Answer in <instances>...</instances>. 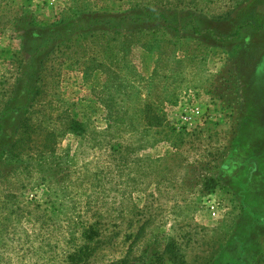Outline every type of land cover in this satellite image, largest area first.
<instances>
[{
    "label": "rangeland",
    "instance_id": "rangeland-1",
    "mask_svg": "<svg viewBox=\"0 0 264 264\" xmlns=\"http://www.w3.org/2000/svg\"><path fill=\"white\" fill-rule=\"evenodd\" d=\"M76 7L105 30L29 61ZM258 127L264 0H0V264H77L86 244L78 264H145L168 243L223 264L239 231L264 264V174L243 163L264 153Z\"/></svg>",
    "mask_w": 264,
    "mask_h": 264
},
{
    "label": "trees",
    "instance_id": "trees-1",
    "mask_svg": "<svg viewBox=\"0 0 264 264\" xmlns=\"http://www.w3.org/2000/svg\"><path fill=\"white\" fill-rule=\"evenodd\" d=\"M89 14H91V16ZM92 15H93V13H88L84 9H79L78 7H76L75 9L70 11V17H71L70 19H66V18L64 19V17H63L61 20L53 22L48 27H42V30H44L46 33L43 37H40L41 41H40L39 46H37L33 51H27V52L31 53V55H29V61L30 60L32 61L33 58L37 57L38 53L42 52V49H44V47H46V46L50 45L51 49L56 50V49L60 48V46L62 44H66V42L67 43L71 42V40L73 38H81L82 36H86L87 30L91 31V32H96L98 30L102 31L103 29L105 30L107 21H101L100 20L104 16L103 15H96V16L94 15V17H93ZM83 18H86V22L80 23V21ZM95 24H96V26H95ZM98 24H104L105 27L103 28L102 26H97ZM107 24L110 25V22ZM120 26H121V23H120V21H118V27H120ZM95 27H98V28L94 29ZM30 28H32V27H30ZM208 32L211 33V31H208ZM25 33H26V29H25ZM237 35H238V31L235 30L229 36H227L226 39H228V38L233 39ZM28 36H30V35L28 34ZM100 36L104 37L105 34L101 33L100 35H98V36L95 35L94 37H100ZM38 38H39V36L37 35L35 37V39H38ZM218 40H224V39H218ZM109 45L111 47V44H109ZM22 47L26 50V43L25 42L22 43ZM106 59L110 61V60H112V56L109 55ZM95 61H97V60H95ZM37 64H38V66H40V64H42V60L39 59ZM96 66H98V68L103 70L105 68L104 67L105 66V59H102V58L98 59ZM154 120L157 124L158 123L160 124L159 118L156 117V118H154ZM251 124L260 125V123L256 122L254 119H253V122ZM24 128L26 129V126H24ZM257 130L262 134L264 132V127H258ZM261 134H259V135L261 136ZM239 135L235 137V142L233 140V148L236 146V148L246 149V147L249 144L247 142L245 144H243L242 140H240L241 137ZM245 155H246V159L243 160L244 166L249 165L251 167L249 174H247V176L250 177L252 174L257 175L256 178L254 176H252V180H248V182L255 184V186L258 187L259 181H260L258 179V176L264 174V172L262 171V169L264 167V153L263 152L260 153L258 151L256 153H249V154H245ZM254 165H257V166L254 167ZM227 166L228 165H225V168H227ZM231 169L232 168L229 167L228 169H225V171L230 172ZM217 177H214V176L209 177V180H207L205 182L204 186L205 187L212 186L214 183H216ZM236 184H238L239 188L245 187L244 185H242V181L240 183L237 182ZM246 186H248V185L246 184ZM245 201H246V203H248L246 210H248L249 212H254V210L252 209V203H251L253 201H249V199L247 198V195L245 197ZM220 227H222L221 223L219 225V228ZM240 232H242V233L240 235H238ZM243 232L244 231H239L238 234L234 235V237L231 241H228L227 243H225V245H223L224 247H222V248L220 247L219 255H217L215 257V260H217L216 261L217 263L219 262V260H221V262H222V260L225 259V261L222 262L223 264H260V263H258V260L255 259V256H250V251L248 253L247 248H242L241 245H243V243H241L240 240L242 239L241 235H243ZM90 236L91 235H88L87 241L89 240ZM171 244L172 243H168L164 247L165 249H163L162 252H159L157 249L151 250L149 257L148 258L145 257V259H147V260L143 261V263L146 262L145 264H185L184 260L180 256L178 258H176V255L178 254L177 252L179 249L178 247L175 246L176 243H173L174 244L173 248H170ZM89 251H90V247L88 244L81 246L75 253L72 254V257H71L72 262H75L78 264L81 260H83L84 258H87V256H88L87 253ZM143 255L144 254H142L140 257L141 260H144ZM244 258H246L247 260ZM242 259H243L244 263H239L240 260H242Z\"/></svg>",
    "mask_w": 264,
    "mask_h": 264
},
{
    "label": "built area",
    "instance_id": "built-area-1",
    "mask_svg": "<svg viewBox=\"0 0 264 264\" xmlns=\"http://www.w3.org/2000/svg\"><path fill=\"white\" fill-rule=\"evenodd\" d=\"M217 206H219V204H215V203H210L209 204L210 214L213 217H216L217 216V208H218Z\"/></svg>",
    "mask_w": 264,
    "mask_h": 264
}]
</instances>
